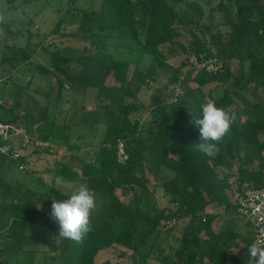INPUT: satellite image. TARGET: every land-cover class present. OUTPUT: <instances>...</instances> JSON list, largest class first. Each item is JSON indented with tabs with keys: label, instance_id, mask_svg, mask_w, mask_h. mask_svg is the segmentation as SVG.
Wrapping results in <instances>:
<instances>
[{
	"label": "trees",
	"instance_id": "16d2710c",
	"mask_svg": "<svg viewBox=\"0 0 264 264\" xmlns=\"http://www.w3.org/2000/svg\"><path fill=\"white\" fill-rule=\"evenodd\" d=\"M236 1L240 2L237 5L238 16L231 22L229 37L225 41L227 45L223 49L219 47L221 42H215L217 51L212 52L206 41L196 35L187 41L186 47L177 42L180 47L186 48L188 55L194 53L203 59L214 57L221 65L210 70L201 67L196 68L194 73L189 71L186 76L179 78L182 86L180 93H175L177 76H172L169 83L151 93L148 105L154 108L148 126L157 133L152 134L151 140L139 136L138 122L130 117V113L138 110L141 104L124 100V96H135L136 91L131 86L135 74L139 82H147L150 75L153 77L157 66L162 65L158 45L175 36L171 28L175 20L184 21L185 14H179L174 3L167 0H103L98 12L83 11L79 24L83 32L116 37L123 41L133 40L140 44L141 52L152 54L153 62L156 63L152 62L145 70L136 72L135 67L130 72L127 60L87 54L74 59L79 68L71 71L64 63L67 59L60 61L58 52H52V65L75 84L97 86L98 91L103 92L109 101L104 105L107 119L100 157L97 162L79 159L76 163L87 178L108 181L103 189H99L104 201L97 206L92 217V232L84 237L82 243L58 237L50 247L57 251L51 262L57 258L56 264H145L150 251L144 247L160 221L188 216L189 221L173 252L161 258L164 263L245 264L253 236L243 239V245H239L236 242L238 234L231 226L213 229L212 221L216 214L206 208L209 203H216L237 211L230 190L233 175L239 182L264 184V138L259 136L264 133V105L258 100L249 102L241 91L246 90L252 80L264 85V57H254L264 45V2ZM17 50L22 51V47H17ZM234 57H240V63L248 60V69L245 71L239 64L232 68ZM40 68L49 69L46 66ZM91 69L95 70L94 73H91ZM110 72L119 79V84H104L103 76ZM230 75L234 77L231 90H223L222 94L215 96L212 89ZM190 81L194 85H190ZM204 85L208 87L206 94L202 89ZM209 101H214L217 107L225 108L236 117L230 132L219 145L221 150L216 157H207L193 148L199 142L200 132L199 126L190 121L202 118V106ZM167 102L170 104L169 110L164 107ZM247 105L249 110L245 113L249 116L242 120L241 112ZM3 111L8 119L17 121L15 116L9 115L6 107H3ZM117 138H122L126 144L128 159L124 163H119L115 158ZM4 160L6 156L0 154V168ZM29 162L25 163V168L29 167ZM68 163L62 162L54 170L55 174L66 178L78 176L79 172ZM164 168L165 172L162 171ZM159 174H162L161 185L170 194L178 195L181 212L170 210L155 216L147 215L140 211L139 193L134 194L133 202H126L114 193L116 187L125 192L127 189L135 192L137 188L147 190L148 183L157 179ZM10 187L0 174L1 216L32 217L43 225H52L49 217L52 203L40 208L35 198L21 196L13 200ZM8 196L10 200H6ZM141 222L145 227L137 234ZM113 243L130 249L129 262L95 259L100 249ZM46 258L45 264H50L48 259L51 258Z\"/></svg>",
	"mask_w": 264,
	"mask_h": 264
},
{
	"label": "rangeland",
	"instance_id": "374dc122",
	"mask_svg": "<svg viewBox=\"0 0 264 264\" xmlns=\"http://www.w3.org/2000/svg\"><path fill=\"white\" fill-rule=\"evenodd\" d=\"M167 1L174 3L179 14H185L184 21L175 20L171 26L175 36L158 45L162 65H156L153 77L150 75L149 81L141 83L134 77L135 74L131 79V86L135 89L136 96H124V100L141 104L138 110L130 113V117L138 122L139 136L149 140L156 133L154 128L148 126L153 118L151 111L154 108L148 105L151 93L169 83L172 76H177L178 81L189 71H196L186 48L183 49L177 42L186 47L187 41L196 35L206 41L212 52L217 51L215 42H221L219 47L223 49L227 45L225 41L229 37L231 22L238 16L237 5L240 3L236 0ZM102 3L103 0H0V96L4 98L10 116H15L19 123L35 135L51 136L47 137L50 143L48 149L35 152L29 160L28 168L20 170L12 161H3L0 174L4 182L11 186L13 200L21 196L35 198L38 206L43 208L51 204L52 200L68 199L81 184H86L95 191L97 206L104 201L99 189H103L108 181L87 178L81 173V166L76 163L81 158L97 162L100 157V136L104 130L102 124L107 119L104 105L109 99L103 92L98 91L97 86L73 83L67 75L51 64L52 52H58L60 61L66 58L64 63L71 71L79 68L74 59L87 54L101 57L109 55L117 60H127L130 63V72L135 67L136 72L145 70L155 60L152 54L141 52L140 44L133 40L123 41L100 34L90 35L79 28L83 11L98 12ZM17 47H22V51H18ZM254 57H264V45L261 52H256ZM238 58H233L232 68L239 64L246 71L248 60L240 63ZM40 66L49 69L44 70ZM93 71L95 70L91 69V73ZM111 73L103 76L107 86L120 83ZM228 78L216 85L212 92L217 95L223 90L230 91L234 77L230 75ZM189 84L194 85V82L190 81ZM179 86L181 89V81ZM202 89L206 94L208 87L203 86ZM169 105L168 102L165 103L166 110H169ZM245 107L247 108L241 112L242 120L249 116L245 113L249 110V105ZM96 116L99 118L97 123L86 122L92 117L96 119ZM80 134L82 136L78 137ZM259 136L264 138V133ZM64 161H68L79 175L73 178L56 175L54 170ZM162 171L165 172L166 169ZM161 179L162 174L157 179H152L147 190L137 188L135 192L133 189L125 192L116 187L114 193L126 202H133L134 194L139 193L140 211L147 215L155 216L170 210L181 212L182 205L178 195L170 194L161 185ZM6 200H10L9 196ZM1 204L2 192L0 206ZM206 208L216 214L212 221L213 229L220 230L226 225L231 226L238 234L236 242L239 245H243V239L252 238L251 225L237 211L216 203H209ZM188 221V216L161 220L144 247L150 251L145 264H166L161 258L166 253L173 252ZM144 227L142 222L139 223L136 233L140 234ZM57 238L58 224L54 222L52 225H43L40 220L32 217L27 219L0 215V264H45L47 256L51 258L48 263L56 264L57 258L51 261L56 257L57 251L50 247ZM95 259L127 263L130 260V249L113 243L100 249L95 254Z\"/></svg>",
	"mask_w": 264,
	"mask_h": 264
},
{
	"label": "clouds",
	"instance_id": "9594fccd",
	"mask_svg": "<svg viewBox=\"0 0 264 264\" xmlns=\"http://www.w3.org/2000/svg\"><path fill=\"white\" fill-rule=\"evenodd\" d=\"M234 113L223 107H217L214 101L202 106V118L190 121L199 126L200 138L193 148L207 157H216L220 153L219 145L235 123ZM97 211L96 193L86 184L69 196L68 199L53 200L50 220L58 224L60 238L82 243L84 237L92 232V217ZM245 264H264V242H253L248 247Z\"/></svg>",
	"mask_w": 264,
	"mask_h": 264
},
{
	"label": "built area",
	"instance_id": "2783aa9c",
	"mask_svg": "<svg viewBox=\"0 0 264 264\" xmlns=\"http://www.w3.org/2000/svg\"><path fill=\"white\" fill-rule=\"evenodd\" d=\"M191 62L196 68L206 70L215 69L221 63L216 58L203 59L194 53L189 54ZM179 80L175 84V93H180ZM7 107L5 100L0 96V154L6 156L18 169H25V163L29 162L37 151L48 149V138L35 135L29 128L7 118L3 111ZM115 158L119 163L128 159L126 144L122 138H117ZM231 193L237 204V212L244 216L252 227L253 242H264V184L253 181L239 182L235 176L230 179Z\"/></svg>",
	"mask_w": 264,
	"mask_h": 264
},
{
	"label": "crops",
	"instance_id": "0c3cea01",
	"mask_svg": "<svg viewBox=\"0 0 264 264\" xmlns=\"http://www.w3.org/2000/svg\"><path fill=\"white\" fill-rule=\"evenodd\" d=\"M251 85V86H250ZM205 86V85H204ZM252 89V90H251ZM244 97L247 98V100L249 102L251 101H254V100H258L261 104L264 105V102H263V92H264V85H260L258 84L256 81L252 80L251 82L248 83V85L246 86V90H241ZM215 96L216 94L213 93ZM222 94V92L220 93ZM220 94H217V95H220ZM138 95V93H137ZM136 96V95H135ZM129 101V100H128ZM238 100L236 99V102ZM134 113V112H133ZM131 113V114H133ZM92 119V121H91ZM90 120L86 121L89 123H97V121L99 120V118L96 116V119H93V117L91 118ZM103 127L105 129V122H103ZM96 132V131H95ZM103 133H104V130H103ZM96 134V133H95ZM94 134V135H95ZM50 134H47L45 135L46 137H49L51 138V136H49ZM43 136V135H42ZM82 134H80L78 137H81ZM103 135H101L100 137H102ZM102 139V138H101ZM98 155H101V152L99 151L98 152ZM81 159H85V158H81ZM88 160V159H87Z\"/></svg>",
	"mask_w": 264,
	"mask_h": 264
}]
</instances>
